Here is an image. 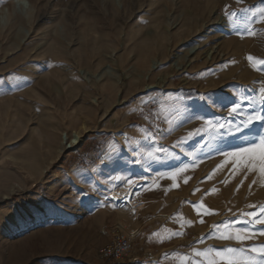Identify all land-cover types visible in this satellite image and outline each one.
<instances>
[{
	"label": "rangeland",
	"instance_id": "1",
	"mask_svg": "<svg viewBox=\"0 0 264 264\" xmlns=\"http://www.w3.org/2000/svg\"><path fill=\"white\" fill-rule=\"evenodd\" d=\"M163 2L0 0V264H123L100 261L99 250L137 236L126 225L137 215L105 224V213L116 212L105 207L107 189L86 194L84 179L92 157L99 167L106 149L134 131H148L179 169L187 166L179 191L189 175L195 188L210 174L233 176L232 224L258 210L247 205H264L258 173L234 170L221 154L246 146L242 122L259 110L252 102L264 87V23L246 24L241 9L264 0H184L192 17L183 27L181 9L165 21L154 16ZM226 7L237 16H225ZM236 103L239 114L229 116Z\"/></svg>",
	"mask_w": 264,
	"mask_h": 264
},
{
	"label": "crops",
	"instance_id": "2",
	"mask_svg": "<svg viewBox=\"0 0 264 264\" xmlns=\"http://www.w3.org/2000/svg\"><path fill=\"white\" fill-rule=\"evenodd\" d=\"M151 135L148 131L129 133L127 142H123L120 148L106 149L107 153L99 167L95 165L96 159L92 157L93 163L90 161L91 164L87 167L89 173L84 179V182L91 184L88 189L90 191H84L86 194H96L101 186H105L107 192L118 188L128 179L150 181L144 185L145 189L143 188L144 208L138 212L133 222L126 223L129 230L138 234L128 251V261L123 264H180L179 257H193V247L198 251H206L209 248L222 250L226 247H241V244L235 240H220L208 236L213 231V225L228 223L232 228H238L236 223L231 222L238 211L239 199V193L236 188L234 189L233 176L212 177V179L206 176L204 182L207 185L203 188H195L193 176L189 175L186 192L179 191L178 187H173L174 181L169 178L174 170L179 169L178 160L173 159L167 149L159 151L158 149L163 147L161 143L153 141ZM177 181L178 176L176 184ZM157 184L159 187H156ZM246 198L250 203L248 195L245 196ZM201 201L215 213L204 216V223L198 222L199 217L193 208V205L198 208ZM244 202L246 203V200ZM108 212L105 213V224L123 218L116 212ZM157 216H167V219ZM221 216L223 219L218 220ZM220 231L224 229L221 228ZM201 237L208 238L200 242ZM262 243L264 238L258 237L253 241L244 242V246Z\"/></svg>",
	"mask_w": 264,
	"mask_h": 264
},
{
	"label": "snow or ice",
	"instance_id": "3",
	"mask_svg": "<svg viewBox=\"0 0 264 264\" xmlns=\"http://www.w3.org/2000/svg\"><path fill=\"white\" fill-rule=\"evenodd\" d=\"M236 4H242L243 0H235ZM241 11L245 13V23H264V6L257 7L255 9L242 8ZM251 13V15H248ZM225 16L231 17L237 16V13H229L227 7L224 9ZM255 18V21H253ZM248 35H255L251 29L247 30ZM243 35V33H241ZM248 59L253 60L252 56ZM259 64H264V60L257 61ZM253 104H259V110L254 109L252 113L247 115V118L242 122L243 127L247 129L250 133L248 137H245L246 146H237L234 150L224 151L221 150V154L226 157L225 163H228L227 158H231V163L234 170H238L240 167L247 168L248 172H256L264 182V87L259 89L258 101H253ZM240 109V104H234L228 114L229 116L238 115V110ZM214 130H222L225 128L223 123L212 124L211 121L206 122ZM239 131V128L236 129ZM199 131V130H197ZM229 134L232 129L228 130ZM193 132H189L186 138L193 136ZM159 151H166L161 148ZM220 167V166H218ZM187 166L174 170L170 174V179L174 181L173 187H178L175 183L177 176L186 170ZM215 171V170H214ZM235 174V171L233 172ZM208 179H212L210 174ZM190 177L184 178L183 183L187 184ZM247 179V175H245ZM243 181H241V184ZM256 180L253 179L252 184H255ZM129 186H134V181L131 179L127 180ZM264 186V183H262ZM156 187H159L157 184ZM150 190V189H149ZM238 190V189H237ZM199 191V189H196ZM215 191V189H213ZM195 194V193H193ZM139 195V193H136ZM118 198V197H114ZM250 209H258L256 211L243 212L242 215L245 217L243 221L237 219L236 224L243 223L246 225L243 228H232L228 223H223L221 225H213V231L208 234L209 237H215L220 240H235L237 243L241 244V247H226L222 250L209 248L206 251H198L193 247L192 253L193 257L181 256L179 257L180 264H264V243L262 244H252L244 246V242L253 241L260 236H264V228L258 229L256 226H264V205L257 206L255 204L247 205ZM194 210H196L197 216L199 217V223H204L203 217L206 215H212V210L207 208L206 205L201 201L197 208L193 205ZM191 222H189L190 224ZM223 228L224 231H220ZM179 235L180 233H176ZM208 237H201L200 242H203ZM201 259H195V258Z\"/></svg>",
	"mask_w": 264,
	"mask_h": 264
},
{
	"label": "bare ground",
	"instance_id": "4",
	"mask_svg": "<svg viewBox=\"0 0 264 264\" xmlns=\"http://www.w3.org/2000/svg\"><path fill=\"white\" fill-rule=\"evenodd\" d=\"M183 1L184 0H164V2H163L164 5L163 4L160 5V8L157 7V9H159V10L156 9L157 12L154 14V16H156V17L163 16V21H165V20H167V18L171 17L169 12H175L178 9H181L182 10V16H181L182 27L185 25L190 26L189 19H191V17H192V11L188 8V6H185L183 4ZM6 10L8 11V9H6ZM160 26H161V24H160ZM234 26L237 27L238 25H234ZM224 27H228V24ZM162 29L164 32H166L168 30L165 26L162 27ZM195 29H196V27L191 26L189 28V34H192ZM153 31L155 32L156 30L153 28ZM197 31H199V30H197ZM218 48H219V46L215 47V50L212 54L216 53ZM159 56H160V54H159ZM159 61L161 63L164 61L162 56L159 58ZM77 139H78V135L75 134L73 143H76ZM132 180L134 181V186H129L126 182V183L122 184L121 186H119L118 188L111 189L108 192H106L105 197H104V201H105L104 204H105L106 209L114 210V211L118 212L122 217H124L125 219L127 218L128 220H129V218H132V220H133L134 217L137 215V213L140 211L141 205H140L139 200L137 199L136 193H141V191L144 188V185H147L150 182V181H148V179H145L144 181H142V180L137 181L134 179H132ZM114 197H118V198H114ZM3 198H5V197H3Z\"/></svg>",
	"mask_w": 264,
	"mask_h": 264
},
{
	"label": "built area",
	"instance_id": "5",
	"mask_svg": "<svg viewBox=\"0 0 264 264\" xmlns=\"http://www.w3.org/2000/svg\"><path fill=\"white\" fill-rule=\"evenodd\" d=\"M136 237V235L134 236ZM133 236H117L113 241L99 250L100 261L124 263L128 259V250L131 247Z\"/></svg>",
	"mask_w": 264,
	"mask_h": 264
}]
</instances>
